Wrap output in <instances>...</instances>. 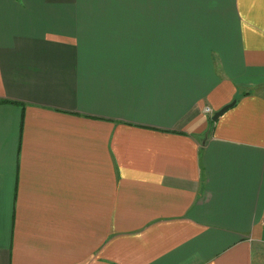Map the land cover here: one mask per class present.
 I'll list each match as a JSON object with an SVG mask.
<instances>
[{
	"label": "crops",
	"instance_id": "0c3cea01",
	"mask_svg": "<svg viewBox=\"0 0 264 264\" xmlns=\"http://www.w3.org/2000/svg\"><path fill=\"white\" fill-rule=\"evenodd\" d=\"M96 1L0 0V264H264V0Z\"/></svg>",
	"mask_w": 264,
	"mask_h": 264
},
{
	"label": "rangeland",
	"instance_id": "374dc122",
	"mask_svg": "<svg viewBox=\"0 0 264 264\" xmlns=\"http://www.w3.org/2000/svg\"><path fill=\"white\" fill-rule=\"evenodd\" d=\"M114 2H115V4H114V7L113 8H119V4L121 3V0H114ZM112 0H107V3H114ZM106 0H97L96 1V5H95V7H97V8H99V9H105L106 8ZM206 107H210V106H206ZM205 107V108H206ZM205 108H204V111H205ZM211 108V107H210ZM212 109V108H211ZM206 112V111H205ZM207 113V112H206ZM208 113H210L211 115H214V111H213V109H212V111L211 112H208ZM207 113V114H208Z\"/></svg>",
	"mask_w": 264,
	"mask_h": 264
},
{
	"label": "water",
	"instance_id": "95a60500",
	"mask_svg": "<svg viewBox=\"0 0 264 264\" xmlns=\"http://www.w3.org/2000/svg\"><path fill=\"white\" fill-rule=\"evenodd\" d=\"M235 103V101H232L231 103L226 104L225 106H223L221 109H219L218 111H216L213 115V119L216 121L220 115H222V113H224L225 111H227L231 106H233Z\"/></svg>",
	"mask_w": 264,
	"mask_h": 264
},
{
	"label": "built area",
	"instance_id": "2783aa9c",
	"mask_svg": "<svg viewBox=\"0 0 264 264\" xmlns=\"http://www.w3.org/2000/svg\"><path fill=\"white\" fill-rule=\"evenodd\" d=\"M205 111L208 113V112H211L212 109H211L210 107H206V108H205Z\"/></svg>",
	"mask_w": 264,
	"mask_h": 264
}]
</instances>
